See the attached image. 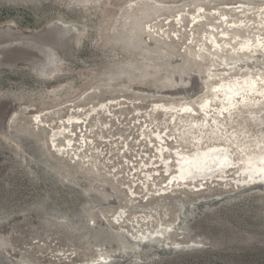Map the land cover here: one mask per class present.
<instances>
[{
    "label": "rangeland",
    "instance_id": "rangeland-1",
    "mask_svg": "<svg viewBox=\"0 0 264 264\" xmlns=\"http://www.w3.org/2000/svg\"><path fill=\"white\" fill-rule=\"evenodd\" d=\"M263 35L264 0H0V264H90L98 253L107 254L105 264H264V185L232 190L214 181L197 194L158 195L153 189L166 178L158 163L145 182L147 198L140 186L141 163L157 158L146 141L155 132L169 136L168 145L190 134L204 143L233 133L264 139L246 110L264 108V98L242 90L225 109L223 87H213L251 74L264 88L256 45ZM245 37L250 49L240 44ZM101 101L109 115L100 110L73 123L80 158L53 151L48 128L31 119L41 108L48 120L84 117ZM194 120L202 124L187 133ZM167 157L172 165L174 155ZM130 183L138 193L131 201L123 189ZM120 205L124 214L115 218ZM144 212L149 226L177 222L166 240L143 247L110 237L115 230L131 236L127 229L140 227Z\"/></svg>",
    "mask_w": 264,
    "mask_h": 264
},
{
    "label": "bare ground",
    "instance_id": "bare-ground-1",
    "mask_svg": "<svg viewBox=\"0 0 264 264\" xmlns=\"http://www.w3.org/2000/svg\"><path fill=\"white\" fill-rule=\"evenodd\" d=\"M79 30H81V28H79ZM240 44H241L242 47H245V48L248 49L250 47V45H251L250 44V38L249 37H245L241 41ZM256 45H260L261 49L264 52V35L262 37V40H258L257 41V44ZM251 60H253V58ZM238 62H240V61H238ZM249 62H250V60H249ZM240 63H242V62H240ZM252 64H253V61H252ZM259 64H260V62H259ZM262 69H263V66H262ZM241 78H242V80L240 82L235 81L234 80V77H233V81L232 80L227 81V82H225V81H223V82L219 81V82H217V83H215L213 85L214 88H216V87H218V88L219 87L220 88L223 87V96H224V99H226V101H227L225 103H227L229 105V106H225V105L222 104L225 109H227L228 107H230L231 105H233L234 98H235L236 94L241 93L242 90L243 91H246V92H249L250 95L254 94V92L257 91L260 94L258 97L264 98V88H258L257 87V84L258 83L256 84L255 79H254V76H252L251 74L250 75L248 74V75H243V77H241ZM262 101H264V99ZM66 102H67V100H66ZM68 102H70V101H68ZM254 104L255 103H253V105ZM157 105L164 106V104H160V103L157 104V103H155L153 107H156ZM203 105H206L205 100L202 101V103L200 104V107L203 106ZM50 107H48V109ZM188 108H190L189 105L181 104L179 109L185 112V111H187ZM52 110H54V109H52ZM100 110H103V111L107 110V103L106 102L97 103L96 105H92L89 108V112L88 113H85V116L84 117L83 116H80L78 114L75 115L72 112H68L67 115H65L64 117L59 118V120H54V119L48 120V119H45V118L42 117L43 114H46L48 112L47 109H42L41 108L40 110H37V111H35V112H33L31 114V119H32L33 123L37 124V126L38 125H41V126H44V127H47L48 128L46 139H47V141H49L50 146H52L57 153H59L60 155L61 154H65L66 156H68V157L70 156L71 158H80L82 155L81 156L77 155L78 154V150L77 149H79L80 144H78V146L76 148L73 146V144H74V141H73L74 132L71 131V130H73L72 129L73 128V123H83V122H85L84 120H86V118L91 113H95V112L100 111ZM246 110L249 112V117L251 119V122L254 125H256L257 127H260V128L261 127H264V108H262V107H257V108L246 107ZM105 112H108V113H106L107 115L110 114L109 113L110 112L109 109H108V111H105ZM201 124H202L201 121L194 120V121H191L189 123V127L185 128V129H187V133L193 132V131L196 130V129H194V127H197L198 128ZM214 126H215V124H214ZM102 127H104V126H102ZM86 129H87V127L85 128V130ZM82 130L83 129L81 128L80 131H82ZM81 134H82V136L80 138L78 137V140L80 139L79 142L81 143V145H83V144H85L87 142V139H86V136H85L86 134L85 133H81ZM208 134L210 135V133H208ZM204 136H205V134H204ZM233 136H234V133H233ZM61 137H62L63 141H61L60 143H58V140ZM183 137H184V139L181 138V139H179V141L177 140L178 143H175L174 142L175 144H172V145H168V143H167V140L169 139V136H165L161 132H155L153 138L148 137V139H146V141L148 142V144H153V146H154L153 147V150L155 152L154 155L157 158L154 159V160H149L146 163H141V166L142 167L143 166L144 167H147L145 169V171H144V174H143L144 175V180L142 181V184L140 185L141 186V191H145L144 193L146 194V196H143L144 198L145 197L147 198V195L150 194V192L148 191V188L145 185V182L147 180H149L154 173L155 174L157 173V171L152 170V168L155 167V166H157L158 163H159V166H161L163 168L162 171H161L162 174L164 176H166V178L164 180L165 182L164 183H161L160 186L157 185L158 187H156L155 189H153L151 187L153 190H155L156 194H158V195L164 194V193H166L168 191H173V192L174 191H177V190L182 191V188L190 189L189 192H192V193H196L197 194L198 192H200L201 189L205 188L206 186H211L212 184H214V181H218V182L223 183L225 188H228V185L229 186L231 185V189L232 190L233 189H238V188L240 189L241 187L246 186L247 184H250L251 182H253V184H255L256 179L264 176V139L262 137H260L259 135L258 136H255V137H251L250 139L248 137V139H246V140L239 139L240 136L238 138L236 137V139H232V137H223L222 140H220V139L218 140L217 139V140L212 141L210 143H204L203 140H202V138L199 135H192V134H190L189 137H188V139H186L184 135H183ZM142 138L145 139V136H143ZM152 140H154L155 142H153ZM183 143H189L192 147L186 148L187 146H185ZM233 144H235V146L232 148V145ZM121 146L124 147V144H122ZM128 148H129V145L126 142L125 143L124 150L123 149L122 150H119V152H121L123 154V152L125 150H127ZM235 150L237 151V154H235V156H234V151ZM168 153L173 154L174 157H175V160H174V162H173L172 165L170 163V159L167 157V154ZM86 162H88V161H86ZM128 163H130V162H128ZM118 167H120V166H117V169L116 170H118ZM229 175H231V176H229ZM74 178H76V177H74ZM77 178H80V177H77ZM152 179H153V177H152ZM104 186H106V185H104ZM133 186H134V183H130L128 185H124L123 186V189H125L124 191H125L126 197L130 201L133 200L135 197L138 196V193L135 192V189H133ZM254 186H256V185H254ZM90 187H92V186H90ZM252 187H253V185H252ZM106 191H108L107 188H106ZM110 192H112V191H110ZM237 194L239 195V191H238ZM230 195L231 194H229V196ZM139 196H141V195H139ZM208 196H210V195H208ZM227 197H228V194H227ZM209 199H208V203H209ZM213 200H215V199H213ZM168 201H169V199H168ZM203 201H206V200H203ZM203 201H201V202H203ZM167 203H171V201L170 202H167ZM172 203H173L174 213L176 214V218H178L179 217V214H180V211L183 208V205H181V201L178 200L177 198L173 199L172 200ZM147 204H149V203H147ZM147 204H146V206L141 204L142 207H141L140 210H142V211L145 210L144 207H148ZM118 206H119V204H118ZM185 206H187V205H185ZM124 210L125 209L123 207H121V205H120V207L116 210L117 214H116L115 218L123 216ZM190 210H191V208H190ZM112 211H113V209H112ZM193 211H195V210H193ZM139 212H141V211H139ZM130 215H131V213H130ZM136 216L137 215H134V217H136ZM141 216H142V224L140 226L141 228L140 227L137 228V225H136L137 222L136 223L132 222L131 223L132 227L130 228V226H129V228L127 229V230H129L131 232V236L134 237L133 239L131 238V236H127L123 232H120V230L119 231L118 230H115L116 232L113 233L110 237L112 238V236H113V239L114 240H117L119 243H120V241H123V239H126L128 242H130L132 244L139 245L142 242L146 246H148L149 243H151L150 241L161 242V241L166 240V238L168 237V234L167 233L170 231L171 226H172V223H174L175 221H169L167 223H162V222L156 221L155 224H153L154 222H152L153 225L149 226L147 222H150V221H148V217H150L151 215L145 214V212H144V215H141ZM187 216H189V215H187ZM134 217H133V219H134ZM179 218H181V217H179ZM187 219H189V218H187ZM65 221H67V220H65ZM137 221H139V220L137 219ZM123 222H124V220H123ZM175 223H177V222H175ZM143 224H147V225L146 226H142ZM180 224H181V222H180ZM123 226H124V224H123ZM120 228H123L122 225H120ZM173 228H174V225H173ZM175 229H176V227H175ZM121 230L124 231V229H121ZM180 230H181V228H180ZM180 236H181V234H180ZM184 237H185V235H184ZM173 239H175V238H173ZM178 241H180V239ZM172 242L173 243H175V242L177 243V241H175V240L172 241ZM161 247H162V245H160V249L162 250ZM137 248H135V249H137ZM140 250L141 249L139 248V251ZM163 250H164V248H163ZM158 251H156V252H158ZM109 254H111V253H109ZM106 257H107V254L106 253H98L96 256H94V257L91 258L90 264H95L99 260H103Z\"/></svg>",
    "mask_w": 264,
    "mask_h": 264
},
{
    "label": "water",
    "instance_id": "water-1",
    "mask_svg": "<svg viewBox=\"0 0 264 264\" xmlns=\"http://www.w3.org/2000/svg\"><path fill=\"white\" fill-rule=\"evenodd\" d=\"M65 25H67L66 23V21H63V20H61ZM75 27H77V28H80V26L79 25H75ZM13 121V116H10L9 117V119H8V127L10 126V122H12ZM43 144H47V142L45 141V142H43ZM52 149V148H51ZM53 150V149H52ZM53 151H55V150H53ZM248 185H256V186H261V185H264V176L263 177H260V178H258V179H256V181H255V184H253V182H251L250 184H247L246 186H248ZM167 235V234H166ZM127 236H130V235H128L127 234ZM132 239H133V237H131ZM151 243H158V242H155V241H150ZM143 243L141 242V244H139V245H137V246H140V245H142ZM164 247H167V246H164ZM190 248H194V246H192V244H191V246H185V248H179L178 246H170L169 247V249H170V251H176V250H180V249H190ZM99 264H105L106 263V261H104V260H99V262H98Z\"/></svg>",
    "mask_w": 264,
    "mask_h": 264
}]
</instances>
